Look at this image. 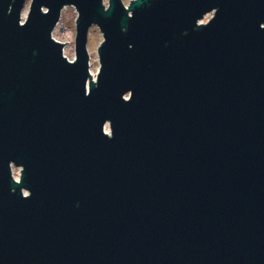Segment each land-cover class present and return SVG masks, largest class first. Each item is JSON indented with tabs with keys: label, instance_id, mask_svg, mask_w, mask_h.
Wrapping results in <instances>:
<instances>
[{
	"label": "water",
	"instance_id": "water-1",
	"mask_svg": "<svg viewBox=\"0 0 264 264\" xmlns=\"http://www.w3.org/2000/svg\"><path fill=\"white\" fill-rule=\"evenodd\" d=\"M26 2L0 0V264H264V0Z\"/></svg>",
	"mask_w": 264,
	"mask_h": 264
},
{
	"label": "rangeland",
	"instance_id": "rangeland-1",
	"mask_svg": "<svg viewBox=\"0 0 264 264\" xmlns=\"http://www.w3.org/2000/svg\"><path fill=\"white\" fill-rule=\"evenodd\" d=\"M109 0H103V2L108 3ZM131 0H123L124 3L129 4ZM29 5H30V0H27L23 13H22V19L26 18V15L28 13V9H29ZM214 13L213 12H209L208 14H206V16L201 19V21L204 20H209L212 15ZM77 11L74 9L73 6H67L64 10L63 13L60 16V21L61 22H65L67 24V26L60 30V21L58 23V25L56 26V28L54 30H52V35L54 38H58V39H65L64 41V45H65V50L66 51V56L68 57V59H73V57H75V36H76V21H77ZM103 41V35L102 32L100 31V29L96 26L93 25L89 28L88 31V40H87V46H88V50L91 51L90 54V70L94 71V76H91V79L93 81V79H97V74L99 71V66H100V58H99V53H98V48L101 44V42ZM92 75V74H91ZM106 129L107 131L109 130L108 125H106ZM13 169V173L19 176L20 173V168L19 167H15L12 166Z\"/></svg>",
	"mask_w": 264,
	"mask_h": 264
},
{
	"label": "flooded vegetation",
	"instance_id": "flooded-vegetation-1",
	"mask_svg": "<svg viewBox=\"0 0 264 264\" xmlns=\"http://www.w3.org/2000/svg\"><path fill=\"white\" fill-rule=\"evenodd\" d=\"M67 6H72V5H66V6H64V7L62 8L61 14L63 13V10H64ZM73 7H74V6H73ZM74 8H75V7H74ZM44 10H45V8H44ZM75 10H76V9H75ZM77 16H78V14H77ZM59 21H60V20H59ZM59 21H58V23H59ZM58 23H57V25H58ZM57 25H56V26H57ZM66 26H67V24H66L65 22H61V21H60V30H62L61 27H63V29H64ZM55 28H56V27H55ZM55 28H54V29H55Z\"/></svg>",
	"mask_w": 264,
	"mask_h": 264
},
{
	"label": "bare ground",
	"instance_id": "bare-ground-1",
	"mask_svg": "<svg viewBox=\"0 0 264 264\" xmlns=\"http://www.w3.org/2000/svg\"><path fill=\"white\" fill-rule=\"evenodd\" d=\"M91 71H92V70H91ZM94 74H95V73H94V71H93L92 76H94Z\"/></svg>",
	"mask_w": 264,
	"mask_h": 264
}]
</instances>
